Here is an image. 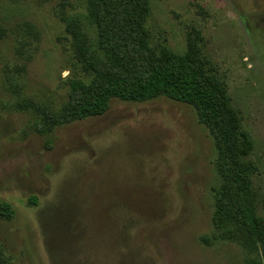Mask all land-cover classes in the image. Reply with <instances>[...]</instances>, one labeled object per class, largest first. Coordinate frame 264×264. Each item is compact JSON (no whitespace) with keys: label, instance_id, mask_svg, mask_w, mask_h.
I'll use <instances>...</instances> for the list:
<instances>
[{"label":"rangeland","instance_id":"obj_1","mask_svg":"<svg viewBox=\"0 0 264 264\" xmlns=\"http://www.w3.org/2000/svg\"><path fill=\"white\" fill-rule=\"evenodd\" d=\"M148 8L137 53L219 88L244 192L193 107L113 100L102 116L66 121L68 81L95 78L77 49L108 60L86 0H0V97L17 93L0 108V202L16 211L0 220V250L15 264H264V0ZM222 204L244 211L218 222Z\"/></svg>","mask_w":264,"mask_h":264},{"label":"trees","instance_id":"obj_2","mask_svg":"<svg viewBox=\"0 0 264 264\" xmlns=\"http://www.w3.org/2000/svg\"><path fill=\"white\" fill-rule=\"evenodd\" d=\"M86 2L88 14L85 18L97 25L102 51L108 60L97 59L86 47L77 49L78 62L92 70L95 78L89 84L78 79L68 81L69 102L66 112L69 119L66 121L102 116L109 111L113 100L141 104L166 98L193 107L199 111L201 123L213 130L218 146L224 151L222 160L227 159L231 164L235 191L242 194L244 180L241 164L237 159L235 138L227 126L229 122L225 115V100L219 88L210 87L191 68L182 70L175 67L165 53L163 60L154 67H150L148 60L137 53V48L144 49L146 46L138 31L141 27L139 22L148 13L149 0ZM2 29L0 26V34ZM29 34L39 37L38 31L33 28L29 29ZM6 92L9 100L0 97V108L4 112L15 106L17 98L16 92ZM21 107L34 109L46 119H52L51 114L38 105L24 102ZM230 189L232 191L233 187L230 186ZM28 206H38V200L30 198ZM240 211L243 212V208L239 210L233 204H222L218 206L215 219L220 222L225 217L240 214ZM15 217L14 207L10 203L0 202V220L12 222ZM244 219L254 226L247 214ZM0 264L15 263L7 253L0 250Z\"/></svg>","mask_w":264,"mask_h":264}]
</instances>
